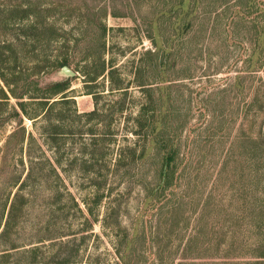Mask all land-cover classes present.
Returning a JSON list of instances; mask_svg holds the SVG:
<instances>
[{"label": "rangeland", "instance_id": "obj_1", "mask_svg": "<svg viewBox=\"0 0 264 264\" xmlns=\"http://www.w3.org/2000/svg\"><path fill=\"white\" fill-rule=\"evenodd\" d=\"M0 65V264H264V0H0Z\"/></svg>", "mask_w": 264, "mask_h": 264}, {"label": "trees", "instance_id": "obj_2", "mask_svg": "<svg viewBox=\"0 0 264 264\" xmlns=\"http://www.w3.org/2000/svg\"><path fill=\"white\" fill-rule=\"evenodd\" d=\"M3 69H4L3 66L0 65V107L3 106L4 103H8L10 100V95L14 94L13 90L10 89L11 82L6 78V75L4 73H1ZM102 74H104V69L102 70L101 73L96 74L94 77H91L92 81H96ZM69 84H70L69 81L56 82V83L49 85L46 88V91H48L51 96L61 95V94H64L69 89ZM62 97L65 98L66 96L63 95ZM36 98L41 100V101H37V104H36L39 107L42 105H46L47 102H50L49 101L50 97H43V98L36 97ZM18 104H19L18 109L20 110V112H22V115L29 118L30 120H35L40 116V115H37L34 117L32 114L27 113L26 104L24 103V101H20ZM16 114H18L17 111H16ZM168 160L169 162L167 164L169 166L171 164V161L173 160V157L169 156Z\"/></svg>", "mask_w": 264, "mask_h": 264}, {"label": "water", "instance_id": "obj_3", "mask_svg": "<svg viewBox=\"0 0 264 264\" xmlns=\"http://www.w3.org/2000/svg\"><path fill=\"white\" fill-rule=\"evenodd\" d=\"M67 73H69V71H67Z\"/></svg>", "mask_w": 264, "mask_h": 264}]
</instances>
